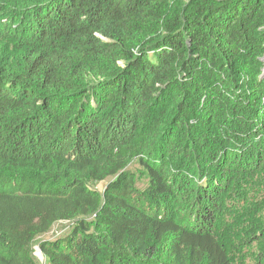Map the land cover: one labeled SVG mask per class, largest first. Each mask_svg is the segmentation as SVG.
I'll use <instances>...</instances> for the list:
<instances>
[{"label":"trees","instance_id":"trees-1","mask_svg":"<svg viewBox=\"0 0 264 264\" xmlns=\"http://www.w3.org/2000/svg\"><path fill=\"white\" fill-rule=\"evenodd\" d=\"M58 222L44 264H264V0H0V264Z\"/></svg>","mask_w":264,"mask_h":264},{"label":"rangeland","instance_id":"rangeland-1","mask_svg":"<svg viewBox=\"0 0 264 264\" xmlns=\"http://www.w3.org/2000/svg\"><path fill=\"white\" fill-rule=\"evenodd\" d=\"M136 167H137V165L135 163H132L127 168V170H134V169H136ZM102 188H103V184L96 185V189L97 190L100 191V190H102ZM70 226H71V223H69V222H58V223H55L51 227L50 231L47 234H45V235H43L41 237H38L35 240L34 245L32 247V252L34 253V249L38 248V243L40 241H43V240H55V239L61 238L64 235H66V233L70 229ZM244 256H246V254H244ZM36 261H37V264H44L45 263L43 256L41 258V261L39 259H36Z\"/></svg>","mask_w":264,"mask_h":264},{"label":"built area","instance_id":"built-area-1","mask_svg":"<svg viewBox=\"0 0 264 264\" xmlns=\"http://www.w3.org/2000/svg\"><path fill=\"white\" fill-rule=\"evenodd\" d=\"M34 256H35L36 259H39L41 261L42 254H41V252L39 251L38 248L34 249Z\"/></svg>","mask_w":264,"mask_h":264}]
</instances>
